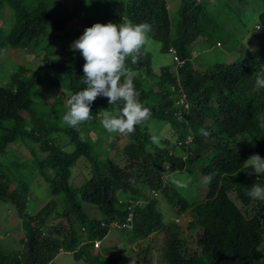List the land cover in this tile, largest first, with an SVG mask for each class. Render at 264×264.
<instances>
[{
    "label": "trees",
    "instance_id": "obj_1",
    "mask_svg": "<svg viewBox=\"0 0 264 264\" xmlns=\"http://www.w3.org/2000/svg\"><path fill=\"white\" fill-rule=\"evenodd\" d=\"M61 1L0 0V10H10L3 13L5 18L10 17L6 20L9 26L0 27V62L9 49L30 51L34 56L39 50L33 68L19 66L11 74L12 83L0 87V211L5 205L13 206L27 237L25 252L0 241V264H55L61 250L75 252V260L86 264H116V258L94 253V241L104 237L106 228L86 213L84 205L97 206L108 219L122 220L126 212L118 204L120 200L145 199L140 186L166 191L161 180L165 166L172 173L188 171L187 168L193 173L191 164L201 165L205 177L214 175L208 181L205 200L189 203L178 193L174 209L188 212L191 208L194 219L185 236H180L175 223H165L155 199L143 214L136 216L131 243L167 231L168 242L159 264H263L264 201L252 200L246 193L253 184L264 186V174L256 175L243 164L253 154L264 158V128L260 127L264 87L256 83L257 77L264 75V11L258 13V31L263 36L256 52L232 65L216 64L210 72L199 75L202 72L193 67L191 47L216 28L212 12L203 4L205 0H182L176 23L172 22L167 0H64L72 4L68 11L61 9ZM73 19L83 24L84 30L95 23L119 24L124 20L151 25L149 39L160 45L162 54L173 57L174 67L165 66L155 76L146 45L138 61L133 63L128 57L126 66L140 102L151 110L149 123L157 126L171 122L179 130L178 141L182 143L190 134L195 136L190 154L183 150L187 161L181 153L171 154L169 142L163 140L162 146L153 143L149 127L141 129L140 125L133 134L125 135L127 143L117 152L124 162L100 158L99 155L109 157V152L100 147L103 135L116 136L117 141L124 138L122 134L107 132L97 119L101 110L117 115L122 106L109 105L105 97H98L91 105L92 119L72 127L68 132L71 140L66 138L60 129L56 105L65 107L60 101H67L85 87L81 80L85 61L79 51L71 50L69 43L71 38L79 37L77 29L69 25ZM59 31L62 37H57ZM53 37L67 41L57 50ZM63 90L68 95L61 99ZM180 91L193 106L192 114L181 121L175 115L183 108L174 100L181 96ZM201 106L204 107L198 114ZM205 117L213 119L212 127H204ZM189 127L194 128V133ZM199 128L224 145L218 144L214 149L201 146L199 132H195ZM65 144L74 150L66 151L69 147ZM13 145L29 150L31 159L19 161ZM9 154L14 163L7 159ZM81 159L84 161L77 165ZM86 162L90 169L88 180L80 188H73L76 168ZM8 166L12 176L7 173ZM26 172L31 181H25ZM39 177L48 184L46 194L53 199L30 216L29 196L33 181ZM1 228L0 216V232ZM193 236L197 238L195 245L191 242ZM82 241H87L86 245L76 251ZM148 252L149 249L145 251ZM143 262L146 259L140 260Z\"/></svg>",
    "mask_w": 264,
    "mask_h": 264
},
{
    "label": "rangeland",
    "instance_id": "obj_2",
    "mask_svg": "<svg viewBox=\"0 0 264 264\" xmlns=\"http://www.w3.org/2000/svg\"><path fill=\"white\" fill-rule=\"evenodd\" d=\"M168 1V7L170 11V15L172 18V22L176 23L179 18L178 10L180 8L182 0H167ZM68 1H61V9L63 11L72 10V4L66 3ZM264 2L261 0H244L243 2H238L237 0H205L203 2L206 7H208L210 12H212V16H214L216 28L214 30H211L208 32V35L205 37H201L196 43H194L191 47V56H192V64L193 67L198 70H201L202 74L204 75L211 71V68H213L216 64H222V65H231V63L239 62L240 60L246 58L249 54H252L256 52L260 47V37L263 36V34L256 30L258 29L260 25V19L258 17V13L263 10L264 11ZM9 12L10 10L6 7H3L2 10H0V27L3 28V24H6V20L9 21V18H5L3 13ZM223 11H227L228 14H224ZM214 14V15H213ZM11 15V14H10ZM70 26L74 28V30L77 29V35L83 34L84 32V25L79 24L76 19H73L70 23ZM9 25H5L7 27ZM257 27V28H256ZM61 31L57 32V37H62L63 34ZM57 37L52 38V42L55 45L56 49L59 50L62 42H66L67 40H61ZM78 37V36H77ZM78 37V38H79ZM78 38H71L69 40V43H73ZM222 42V47H217V43ZM45 44L47 41H44ZM263 42V41H262ZM146 49L149 50V52L152 55V69L154 71L155 76L160 75L161 70L163 67H174L175 63L173 61V57L170 54H162L160 51V45L156 43L155 41L148 39V42L146 43ZM34 53L30 51L25 50H13L9 49V51H6L0 62V87L8 86L10 83H12L11 80V74L13 72L17 71V68L19 66H29L30 68L34 67L35 59L38 58L37 55L39 54V50L35 51ZM39 62V60H36V64ZM195 71H198V70ZM136 74V73H133ZM68 92L66 90L60 91L59 96H67ZM59 98V97H58ZM65 107L61 106L60 104H57L56 111L58 112L57 116L60 120L61 126L60 129L63 130L62 132L66 135V138L68 140H71V137L69 135V130L72 128L66 124L62 123V118L65 115V113L68 110V106L66 104V101L61 102ZM102 115V114H101ZM159 125L154 126L153 133L156 134L155 137L159 138L161 141L160 143H157L158 146H162L165 144L164 142H169L170 148L169 151H177L178 153L183 152V146L180 148L177 146V139L179 137V130L176 129V127L171 122H161L158 123ZM143 125L141 124L139 128H142ZM200 129L195 130V132H200ZM192 133H194V130H192ZM115 134V133H113ZM193 138L194 135L190 134ZM94 140H96L95 136H92ZM113 140V142L116 139H113L110 137H107L103 135V141L102 146L106 145L108 146L109 153L111 155V158L114 157L116 161L124 162L123 157H120L117 155V152H120L124 145L127 143V139H122L121 141H118L116 146L111 148L110 142ZM163 140H165L163 142ZM170 140V141H169ZM208 140V138H206ZM64 141V140H63ZM117 141V140H116ZM195 141V140H194ZM219 141V140H218ZM69 148H66V151L72 152L74 149L69 144H65ZM224 144L221 143L220 147H222ZM174 146L175 149H171V147ZM14 152L17 155V158L19 161H25L27 159H31L29 156V150H22L17 145H13ZM202 147H200L201 149ZM107 149V150H108ZM116 153V154H115ZM149 153H152L150 150ZM45 156V154H43ZM110 158L108 156H103V159ZM7 159H9L10 163H14V157L9 154L7 156ZM8 161V160H7ZM8 161V162H9ZM84 161V159H81L79 163ZM190 170L193 171L191 173L189 171H181L174 173L170 176V181L168 182L171 186L166 192H160L159 197L157 198L159 207L164 214L165 223L173 222L178 225V227L181 229L182 234H180L182 237L185 236L187 233V226L189 221H193L192 217V209L190 208V211L188 213H182L181 209H174L176 206L174 205L178 198L175 195L181 194L182 199H185L189 203H195L199 202L207 197L208 193V180L205 179V176L202 174V167L199 164H191L189 165ZM17 169L16 167L14 168ZM75 169V168H74ZM89 163H82L80 168H76V174L73 177L72 180V187L73 188H80L83 183H85L88 180V174H89ZM7 173L9 176H12L13 172L11 171L10 167L8 166ZM31 175L26 172L24 173V179L25 181H31L30 179ZM177 181H180L181 183L187 184V187H181L177 185ZM14 184V183H13ZM172 185L175 187L173 188ZM139 187V186H138ZM142 187V186H140ZM48 188V184L42 179L38 178L33 181L32 183V190L30 192V208L32 206V212L30 216H34L37 214L40 210H42L43 207H45L50 200L53 199V197L46 194V190ZM145 191H147V188H145ZM149 193V190L147 191V195ZM179 193V194H178ZM149 197V195H148ZM92 205H86L85 211L88 213L91 217L93 215L91 210ZM12 208V207H11ZM13 209V208H12ZM59 210V208L57 209ZM180 212V213H179ZM1 222L2 227H4L2 237H12V235H15L20 237L19 240L23 239V236L20 233V230L18 227L20 226V223L18 220H16V214L14 211V215L11 217V215L5 214V212H1ZM101 213L96 218H100ZM54 218V217H53ZM22 229V228H21ZM196 232H194V235ZM115 236L118 237L116 241L118 243H126L125 238L123 237L122 232H117ZM114 239V237H113ZM168 239V233L167 231H164L158 238V242L153 245V249L155 251V255L153 256L154 264H159L162 260V247L167 242ZM196 236H193L191 239V242L193 245L196 244ZM14 240V239H13ZM13 240L5 241L6 243H12L11 248L16 249L20 248L23 249L22 242L17 244ZM16 240V239H15ZM149 239L140 242L137 246L136 244H129V246L124 245V249H119L118 251L114 252V254H121L122 257V263L121 264H132V260L134 257V252L139 249V246H145L148 243ZM14 244V245H13ZM4 245V242H3ZM5 247V246H4ZM112 246L110 243L105 244L101 247V252L104 253L106 249H111ZM95 251V250H94ZM121 261V260H120ZM55 264H86L85 261H77L73 257L71 253H61L59 254L56 259L54 260Z\"/></svg>",
    "mask_w": 264,
    "mask_h": 264
},
{
    "label": "clouds",
    "instance_id": "obj_3",
    "mask_svg": "<svg viewBox=\"0 0 264 264\" xmlns=\"http://www.w3.org/2000/svg\"><path fill=\"white\" fill-rule=\"evenodd\" d=\"M256 30H259V27ZM150 32H151V25L148 24L147 22L134 24L130 20H124L119 24H115L111 22L107 24L95 23L91 27L85 28L83 34L70 45L71 50L79 51V53L82 55L85 61L83 65L84 75L81 79L85 87L81 91L73 94L66 101L68 110L62 118L63 124H66L73 128H77L80 124L90 121L92 119L91 105L98 97H105L108 99L109 105H122L118 107L117 115H113L109 110L107 111L101 110L100 112H98L97 119L99 120L100 125H102L107 132L122 134L124 136L123 139H126L125 135L133 134L135 128L138 125L142 124L143 127H149V129L147 128V130L151 132L152 135H154L151 138L153 143L159 142L160 139L155 137L156 134L153 133L154 125L149 123L150 122L149 119L151 118V110L145 107L140 102L139 100L140 94L139 92L136 91L135 86L133 84L132 73L126 66V61L128 57L132 58L133 63H136L138 61L141 53V49L148 42L149 39L148 34ZM217 47L220 48L222 46L218 43ZM232 64H234V62L231 63V65ZM256 83L258 86L264 87V75L258 76ZM180 93H181L180 97L177 98L176 96L174 98L177 106L183 108L182 111L179 110L178 113H176L175 115V117H177L179 121L183 120L184 116L189 115L193 107L187 95L184 94L183 91H180ZM208 103L210 102H206V105ZM203 107L204 106L198 107L197 109L198 114L202 111ZM211 120H212V124H211ZM210 126L211 127L213 126V119H210V117H205L204 127H210ZM143 127L141 129H143ZM260 127L264 128V117H261ZM189 129L192 132L194 128L189 127ZM199 135L201 140V146H207L208 148L214 149L216 145L218 144L221 145V143H223L217 137L212 138L210 133L205 131L203 128L200 129ZM194 138L190 135L187 137L184 143L177 141V146L180 148L181 146H183L182 144H184L183 150H185L188 154H190L189 149L192 147L194 143ZM206 138H208V140H206ZM113 139H116V136H113ZM117 142L118 141L116 140L114 142L112 140L110 142V147L111 148L115 147ZM100 147L103 150L108 149L107 144L104 146H102L101 144ZM169 148L170 146L168 147V149ZM171 149L174 150L175 147L172 146ZM107 151L109 152V149ZM177 153L178 152L175 150L171 152V154H177ZM108 155L111 158L110 153ZM99 157L102 158L103 156L99 155ZM181 157L183 158L184 161H187V157H188L187 154H183V152H181ZM113 158L111 159L113 160ZM243 165L252 168L253 172L256 175L264 174V158H262L259 154H253L249 156ZM177 172H181V171H177ZM174 173L170 172V168L168 165L165 166L164 173L162 174V179H161L163 183L162 186L163 188L167 187L168 190V188L171 186L168 182L170 181V176L173 175ZM213 175L214 174H209L208 176L205 177V179L211 182ZM176 183L178 186L187 187V184L181 183L180 181H177ZM172 187L175 188L173 185ZM139 188L142 190V192L145 193L144 194L146 196L145 199H135L133 197H129L128 200L122 199L119 201L118 204L122 206V210L126 212V216L122 220L108 219L100 212L97 206L91 207V210H93L94 208L95 212H92L93 213L92 217L90 215L89 216L93 220L98 221L103 228H106V234L104 235V237L100 240L94 241L93 251L95 250L94 251L95 254H97L98 251L101 254H106L105 257L109 259L116 258L117 261L116 264L122 263V257L121 254H114V252L118 251L119 249L123 250L124 245L129 246L130 248L131 246L129 244L131 245L136 244L138 246L140 242H143L147 239H149L148 243L145 246H139V249L136 250V252H134L132 264H141L140 260L142 259H146V262H143L142 264H148V263L154 264L153 256L155 255V251L153 249V245L158 242V238L160 235L150 236L148 238L141 239L140 241H135L131 243L130 233L134 230L136 216L139 213L143 214V212H145L146 209L148 208L150 201L157 199L159 197L160 192H166L167 190L162 191L161 189L158 190L149 189L148 187H143V186ZM145 188H147V191L149 190L148 193L149 197L147 195V191H145ZM246 195L252 200L264 201V186H261L259 184H253L250 187V190L246 193ZM173 196L177 197V195L175 194H173ZM86 205L88 204L84 205L85 208ZM11 207L13 208V206L5 205V208L1 210V212H5L6 216L11 215L12 217L14 215L12 213L14 212ZM29 211L31 213L32 209ZM181 212L188 213L183 211ZM99 213H101L100 218H96L99 215ZM0 215L2 216L1 213ZM16 220H18L20 223V226L18 227L19 229L16 230L17 231L20 230L23 239L18 241L17 239H20V237L17 236L16 238L15 235H12V237L10 238L9 237L3 238L2 233L4 227H2L1 225L2 228L0 232V241L8 245L9 248H11L12 243H6L5 241L14 239L13 241L17 244L22 242L24 246L23 249L17 248V250L16 249L13 250L25 252L26 251L25 241L27 237L23 229L22 221L18 217H16ZM193 221H189L187 226V231L189 224ZM169 223H175V221L173 222L171 221ZM175 225L178 227L176 223ZM84 231L86 230L83 229V232ZM117 232L123 233V237L126 240L125 244L118 243V241H116L118 239V237L115 236ZM179 233L182 234L180 228H179ZM155 236H158L156 242H155ZM86 242L87 241H82L79 244L76 251H79V249L82 246H85ZM167 242L162 247V250L165 246H167ZM107 243H110L112 248L106 249V251L102 253L101 247ZM88 249L85 248V250ZM147 249H149V252L146 254L145 251ZM61 253H71L73 257L75 254V252H65L63 250L60 251V254ZM117 256H120V258L118 259ZM263 264H264V259H263Z\"/></svg>",
    "mask_w": 264,
    "mask_h": 264
},
{
    "label": "built area",
    "instance_id": "obj_4",
    "mask_svg": "<svg viewBox=\"0 0 264 264\" xmlns=\"http://www.w3.org/2000/svg\"><path fill=\"white\" fill-rule=\"evenodd\" d=\"M175 52V51H174ZM176 60H177V58H176Z\"/></svg>",
    "mask_w": 264,
    "mask_h": 264
}]
</instances>
